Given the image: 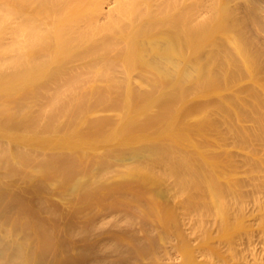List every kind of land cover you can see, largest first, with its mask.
Here are the masks:
<instances>
[{
    "label": "bare ground",
    "instance_id": "bare-ground-1",
    "mask_svg": "<svg viewBox=\"0 0 264 264\" xmlns=\"http://www.w3.org/2000/svg\"><path fill=\"white\" fill-rule=\"evenodd\" d=\"M0 175L108 212V264H264V0H0ZM26 222L0 264L57 244Z\"/></svg>",
    "mask_w": 264,
    "mask_h": 264
},
{
    "label": "rangeland",
    "instance_id": "rangeland-1",
    "mask_svg": "<svg viewBox=\"0 0 264 264\" xmlns=\"http://www.w3.org/2000/svg\"><path fill=\"white\" fill-rule=\"evenodd\" d=\"M57 187H58L57 185H50V186H43V187L35 188V187H32V185H30L28 182L18 180V176H13V177L8 176V177L3 178V176L0 175V221H5L7 224H9L11 218L14 215L24 214L27 216V222H26L27 228L31 227L33 221L38 220L41 224L44 225L45 228H47V230H51L54 233V236L56 238L57 244L55 245L53 250L52 251L49 250L48 251L49 254L47 253L41 259H39L37 262H34L33 264H86L87 262L94 264L95 262L98 261V258L104 261V262L99 261L101 264L102 263L108 264L109 262L115 259H116V262H119V263L120 261H122L120 259H123V260L133 259L137 261V258L133 257V252L129 251V249L126 250L128 247L124 248L125 246L123 247L124 249L123 250L122 247L119 248L117 246H113L112 244L111 247L113 249L114 247H116L117 250L118 248L122 249L121 252L124 251L123 253H125V255L123 256L122 253H119L120 251H118V254H117V252H115L112 249L111 250L114 253L111 254V250L109 249L110 246L106 245V244H109V242L111 241V236H110L111 234L109 233L108 234L110 238L108 237V241H105L106 244H104V246L100 244L99 241H97L98 245L95 244L96 243L95 238H99L100 235L102 234L105 235V233L103 232L102 226L103 225L107 226L104 223V221H103L104 224H101L102 226H99V224H97V227L99 226L100 230H102L100 231L99 227L97 228L95 223L100 222L101 221L100 219L103 220V217L100 218L99 216H104V218L106 219L104 213L108 214V212L101 211L102 214H100L101 213L100 212L98 214L99 216L97 215L99 219L93 218L95 221L98 220V222H95L92 219L94 224L92 223L90 225V228L88 229V226L86 225L87 226L86 227L84 225L86 224L84 223V219L86 217L85 215L90 212V209L88 210L82 209L77 212L76 211L74 212V210L58 194ZM115 210H111L113 211V214ZM111 211L109 212L112 213ZM117 211L119 212V210ZM126 211L127 210H124L123 212L125 213ZM93 217H95V215ZM116 217H118V215ZM116 217L113 216V218H116ZM137 220H140V219H137ZM110 222L108 223V226H110L109 225L111 224ZM140 222L141 221H139L138 223L137 221L136 224L134 223L135 228H134V224L132 223L128 227V229L130 230V228L133 226L134 232H137V231L140 232L141 230L139 229V227L136 229V226H139V225L141 226ZM112 226L113 224L111 225V228ZM18 227L20 228L21 226H18ZM84 228L89 230L87 233L88 236H86L85 232L87 231L84 232ZM114 228L116 230L118 229L117 226L116 227L113 226V228L110 230L114 231L115 230ZM97 229L100 232L97 231ZM104 230L107 231L108 229H104ZM106 236L105 237L103 236L101 238V240L103 239V242L104 240H107ZM0 240H3L4 242H6L9 246L12 245V243L4 240V237H2L1 234H0ZM97 240H100V238ZM100 245H102V247ZM96 248L97 249L99 248V250H96ZM87 250L88 252H86ZM112 255L115 257L113 258ZM122 262H125V261H122ZM131 262L134 263L135 261H131Z\"/></svg>",
    "mask_w": 264,
    "mask_h": 264
}]
</instances>
